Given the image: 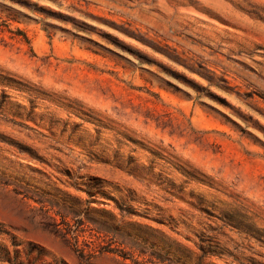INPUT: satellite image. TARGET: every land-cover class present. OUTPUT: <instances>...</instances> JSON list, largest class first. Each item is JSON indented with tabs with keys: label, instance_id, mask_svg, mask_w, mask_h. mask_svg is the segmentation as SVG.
<instances>
[{
	"label": "rangeland",
	"instance_id": "374dc122",
	"mask_svg": "<svg viewBox=\"0 0 264 264\" xmlns=\"http://www.w3.org/2000/svg\"><path fill=\"white\" fill-rule=\"evenodd\" d=\"M0 264H264V0H0Z\"/></svg>",
	"mask_w": 264,
	"mask_h": 264
},
{
	"label": "trees",
	"instance_id": "16d2710c",
	"mask_svg": "<svg viewBox=\"0 0 264 264\" xmlns=\"http://www.w3.org/2000/svg\"><path fill=\"white\" fill-rule=\"evenodd\" d=\"M4 81L15 82L14 80H12L10 78H5V77L0 75V82H4ZM6 98H7V95L2 90V93L0 94V109L3 106V104L5 103ZM2 232H3V230L0 227V233H2ZM8 254H9V252L7 249L0 247V258H5Z\"/></svg>",
	"mask_w": 264,
	"mask_h": 264
}]
</instances>
